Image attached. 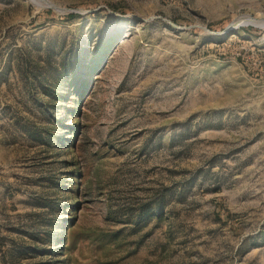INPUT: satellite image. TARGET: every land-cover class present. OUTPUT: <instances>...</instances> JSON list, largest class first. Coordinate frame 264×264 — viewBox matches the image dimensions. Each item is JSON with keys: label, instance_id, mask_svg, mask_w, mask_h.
Here are the masks:
<instances>
[{"label": "rangeland", "instance_id": "374dc122", "mask_svg": "<svg viewBox=\"0 0 264 264\" xmlns=\"http://www.w3.org/2000/svg\"><path fill=\"white\" fill-rule=\"evenodd\" d=\"M0 264H264V0H0Z\"/></svg>", "mask_w": 264, "mask_h": 264}]
</instances>
